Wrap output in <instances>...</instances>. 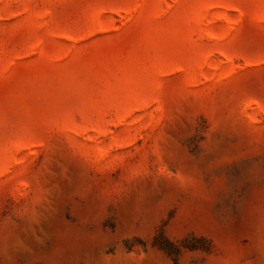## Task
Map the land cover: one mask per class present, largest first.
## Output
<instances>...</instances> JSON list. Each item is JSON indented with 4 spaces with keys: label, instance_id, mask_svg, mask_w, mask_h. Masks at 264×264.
<instances>
[{
    "label": "rangeland",
    "instance_id": "rangeland-1",
    "mask_svg": "<svg viewBox=\"0 0 264 264\" xmlns=\"http://www.w3.org/2000/svg\"><path fill=\"white\" fill-rule=\"evenodd\" d=\"M0 264H264V0H0Z\"/></svg>",
    "mask_w": 264,
    "mask_h": 264
}]
</instances>
